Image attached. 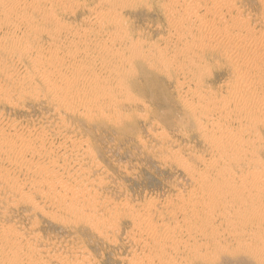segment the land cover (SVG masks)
<instances>
[{
  "label": "rangeland",
  "instance_id": "obj_1",
  "mask_svg": "<svg viewBox=\"0 0 264 264\" xmlns=\"http://www.w3.org/2000/svg\"><path fill=\"white\" fill-rule=\"evenodd\" d=\"M6 1L0 0V264H264V236L251 238L254 226L244 222L264 212L254 194L242 192L264 167V110L217 107L234 104L233 70L244 62L233 55L237 45L264 37V0H228V7L222 0ZM260 58V68L249 75L246 69L247 97L264 98ZM138 60L156 73L158 99L143 93ZM76 69L84 79H73ZM57 75L70 76L69 83ZM92 78L110 84L109 101L88 99L96 96ZM240 130L247 132L236 146L248 143L259 164L217 159L222 133Z\"/></svg>",
  "mask_w": 264,
  "mask_h": 264
},
{
  "label": "bare ground",
  "instance_id": "obj_2",
  "mask_svg": "<svg viewBox=\"0 0 264 264\" xmlns=\"http://www.w3.org/2000/svg\"><path fill=\"white\" fill-rule=\"evenodd\" d=\"M6 1V0H5ZM7 1H9V2H11V0H7ZM7 1H6V3H7ZM17 1V0H16ZM23 1V0H22ZM22 1H20V2H22ZM60 1V0H59ZM58 1V2H59ZM130 1V0H129ZM169 1H172V0H169ZM183 1V0H182ZM186 1V0H185ZM223 1V3L225 4V5H227L226 7H228V5H229V2H228V0H222ZM19 2V3H20ZM30 2V1H29ZM32 2H33V0H32ZM31 2V3H32ZM50 2V1H49ZM56 2V1H55ZM106 2V1H105ZM127 2V1H126ZM213 2H214V0H213ZM15 2H13L12 4H14ZM27 3V2H26ZM31 3H29V5L31 4ZM34 3V2H33ZM53 3V2H52ZM176 3H178L179 4V2H175V4ZM180 3H182L181 1H180ZM196 3V2H195ZM199 3V2H198ZM204 3H205V0H204ZM203 3V4H204ZM215 3V2H214ZM232 3V2H231ZM24 4V3H23ZM23 4H22V6H23ZM28 4V3H27ZM26 4V5H27ZM37 4H38V2H37ZM121 4H123V3H121ZM171 4V3H170ZM173 4V3H172ZM220 4V3H219ZM20 5V4H19ZM36 5V4H35ZM69 5V4H68ZM180 5V4H179ZM187 5V4H186ZM202 5V4H201ZM206 5H207V3H206ZM216 5V4H215ZM215 5H213V6H215ZM218 5V4H217ZM221 5V4H220ZM219 5V6H220ZM3 6V5H2ZM1 6V7H2ZM12 6V5H11ZM16 6V5H15ZM33 6V5H32ZM110 6V5H109ZM123 6V5H122ZM188 6V5H187ZM235 6V5H234ZM233 6V7H234ZM0 7V8H1ZM17 7H18V5H17ZM39 7V6H38ZM108 7V6H107ZM182 7V6H181ZM194 7V6H193ZM206 7V6H205ZM205 7L203 8V9H205ZM218 7V6H217ZM224 7V6H223ZM223 7H220V8H223ZM3 8V7H2ZM7 8V7H6ZM14 8V7H13ZM33 8V7H32ZM40 8V7H39ZM176 8V7H175ZM174 8V9H175ZM180 8V7H179ZM186 7H184V9H185ZM189 8V7H188ZM187 8V9H188ZM195 8H196V6H195ZM201 8H202V6H201ZM211 8V7H210ZM209 8V9H210ZM214 8H216V7H214ZM219 8V7H218ZM10 9V8H9ZM25 9V8H24ZM28 9H29V7H28ZM36 9V8H35ZM34 9V10H35ZM120 9V8H119ZM168 9V8H167ZM184 9H182L183 11H184ZM200 9V8H199ZM38 10H40V9H38ZM108 10V9H107ZM132 10V9H131ZM173 10V9H172ZM179 10V9H178ZM190 10V9H189ZM207 10V12H208V8L206 9ZM217 10L218 9H215V13H218V12H221V11H218L217 12ZM219 10H221V9H219ZM4 11V10H3ZM26 11V10H25ZM113 11V10H112ZM115 11V10H114ZM202 11V10H201ZM205 11V10H204ZM1 12V11H0ZM10 12V11H9ZM22 12V11H21ZM39 12V11H38ZM100 12H102V11H100L99 10V14H100ZM118 12V11H117ZM170 12V11H169ZM175 12V11H174ZM186 12V11H185ZM198 12V11H197ZM26 13V12H25ZM27 13H28V11H27ZM98 13V12H97ZM105 13V12H104ZM103 13V14H104ZM107 13V12H106ZM111 13V12H110ZM202 13V12H201ZM200 13V14H201ZM205 13V12H204ZM203 13V14H204ZM209 13V12H208ZM211 13V12H210ZM214 13V12H213ZM222 13V12H221ZM18 14V13H17ZM22 14V13H21ZM38 14H40V13H38ZM102 14V13H101ZM120 14V13H119ZM167 14V13H166ZM174 14V13H173ZM184 14V13H183ZM186 14H188V13H186ZM185 14V15H186ZM212 14V13H211ZM223 14V13H222ZM221 14V15H222ZM225 14V13H224ZM5 15V14H4ZM10 15V14H9ZM8 15V16H9ZM26 15V14H25ZM96 15V14H95ZM171 16H172V14H170ZM182 15V14H181ZM184 15V16H185ZM213 15V14H212ZM217 15V14H216ZM229 15V14H228ZM23 16H24V12H23ZM29 16V15H28ZM51 16V15H50ZM53 16V15H52ZM106 16V15H105ZM109 16V15H108ZM112 16V15H111ZM214 16V15H213ZM219 16V15H218ZM231 16V15H230ZM47 17H48V15H47ZM46 16H45V18H47ZM98 17V16H97ZM117 17H118V15H117ZM177 17H178V15H177ZM181 17V16H180ZM186 17H189L188 15L186 16ZM195 17V16H194ZM200 17H201V15H200ZM210 17V16H209ZM220 17V16H219ZM224 17H226V16H224ZM224 17H223V19H224ZM228 17V16H227ZM26 18V17H25ZM29 18V17H28ZM39 19L41 18V17H38ZM37 18V19H38ZM43 18H44V16H43ZM42 18V19H43ZM171 18V17H170ZM182 18V17H181ZM207 18V16L205 17V19ZM230 18V17H229ZM15 19V18H14ZM20 19H23V17L22 18H20ZM32 19V18H31ZM49 19H50V17H49ZM53 19V18H52ZM96 19V18H95ZM94 19V20H95ZM103 19H105L104 17H103ZM108 19V18H107ZM175 19V18H174ZM198 19V18H197ZM201 19V18H200ZM213 18H211V20H212ZM13 20V19H12ZM25 20V19H24ZM29 20V19H28ZM102 20V19H101ZM100 20V21H101ZM110 20V19H109ZM118 20V19H117ZM180 20V19H179ZM190 20V19H189ZM196 20V19H195ZM194 20V21H195ZM209 20V19H208ZM217 20H218V17H217ZM221 20H222V17H221ZM237 20V19H236ZM243 20V19H242ZM6 21V20H5ZM19 21V20H18ZM97 21H99V19L97 20ZM99 21V22H100ZM111 21V20H110ZM173 21V20H172ZM174 21H176V20H174ZM173 21V22H174ZM183 21V20H182ZM200 22H202V20H199ZM206 21V20H205ZM218 21H220V20H218ZM217 21V22H218ZM14 22V21H13ZM22 22V21H21ZM25 22V21H24ZM105 22V21H104ZM181 22V21H180ZM199 22V23H200ZM224 22V21H223ZM239 22V21H238ZM263 22V21H262ZM6 23V22H5ZM26 23H27V21H26ZM34 23V22H33ZM39 23V22H38ZM101 23H102V21H101ZM117 23H118V21H117ZM119 23H120V20H119ZM203 23V22H202ZM211 23V22H210ZM213 23V22H212ZM210 24V25H213V26H216V25H214V24ZM216 23V22H215ZM222 23V22H221ZM233 23H234V21H233ZM245 23V22H244ZM243 23V24H244ZM264 23V22H263ZM17 24V23H16ZM15 24V25H16ZM108 24V23H107ZM172 24H174V23H172ZM176 24H178V22L176 23ZM175 24V25H176ZM195 24V23H194ZM207 24V23H206ZM206 24H204V25H206ZM220 24V23H219ZM218 24V25H219ZM238 24V23H237ZM241 24V23H240ZM35 25V24H34ZM104 25V24H103ZM112 25H113V23H112ZM174 25V26H175ZM190 25V24H189ZM192 25V24H191ZM222 25V24H221ZM230 25V24H229ZM229 25H228V27H229ZM18 26V25H17ZM31 26V25H30ZM122 26V25H121ZM179 26V25H178ZM198 25H196V27H197ZM201 26H203L202 24H201ZM225 26H226V24H225ZM235 26V25H234ZM240 26V25H239ZM245 26H246V24H245ZM2 27V26H1ZM35 27V26H34ZM190 27V26H189ZM199 27V26H198ZM207 27V26H206ZM208 27H209V25H208ZM236 27V26H235ZM234 27V28H235ZM15 28V27H14ZM13 28V29H14ZM41 28V27H40ZM57 28V27H56ZM112 28H113V26H112ZM174 28H176V27H174ZM191 28V27H190ZM193 28H195V27H193ZM200 28V27H199ZM213 28V27H212ZM220 28H222V26L220 27ZM231 28H232V26H231ZM246 28H247V26H246ZM197 29V28H196ZM204 29H205V27H204ZM203 29V30H204ZM223 29V28H222ZM225 29V28H224ZM223 29V30H224ZM248 29V28H247ZM2 30V29H1ZM43 30V29H42ZM180 30H181V28H180ZM200 30V29H199ZM206 31H207V28L205 29ZM209 30V29H208ZM211 30H213V31H215L214 30V28L213 29H211ZM217 30H218V28H217ZM221 30V29H220ZM232 30V29H231ZM244 30V29H243ZM251 30V29H250ZM249 30V31H250ZM12 31V30H11ZM35 31V30H34ZM33 31V32H34ZM48 31H49V29H48ZM70 31V30H69ZM173 31V30H172ZM186 31H187V29H186ZM227 31V30H226ZM242 31V30H241ZM55 32H56V30H55ZM62 32V31H61ZM86 32V31H85ZM181 32V31H180ZM199 32V31H198ZM209 32V31H208ZM207 32V35H210L209 33ZM215 32H218V31H215ZM248 32V31H247ZM15 33V32H14ZM25 33V32H24ZM38 33V32H37ZM41 33V32H40ZM73 33V32H72ZM118 33V32H117ZM116 33V34H117ZM205 33V32H204ZM219 33V32H218ZM226 33V32H225ZM230 33V32H229ZM232 33H233V31H232ZM249 33H252V32H249ZM258 33H260V32H258ZM263 34H264V32H262ZM2 34V33H1ZM113 34V33H112ZM121 34V33H120ZM124 34V33H123ZM177 34H179V32L177 33ZM181 34V33H180ZM241 34V33H240ZM245 34V33H244ZM247 34V33H246ZM256 34V33H255ZM58 35V34H57ZM217 35V34H216ZM215 35V36H216ZM219 35V34H218ZM217 35V36H218ZM221 35V34H220ZM226 35H227V33H226ZM232 35V34H231ZM242 35V34H241ZM240 35V36H241ZM259 34H257V35H252L253 36V43H251L252 41H249V44L251 43V45H253L254 47L252 48L251 47V45L249 46L247 43H239V42H242V41H238V43H236V44H238L237 45V48H235L236 49V54H233V55H235L236 56V58L239 60V59H241V61L243 60L244 62H240L241 63V65L240 66H238V64H240V63H238V64H235V67H234V70L233 71H235L233 74H235V80H236V82L234 83V85H233V88H232V98L230 97V101L232 102V103H234V104H229L228 103V100H227V102H222V104H219L217 107H218V109L219 110H224V112H225V109H229V107H231L232 109H230V110H232L234 113H242L243 111H245L246 109H248L249 107L250 108H253V109H255V110H257V111H259V113L262 111L263 112V110H264V108L262 109V107H264V98H262L263 97V95H262V97H260V96H258V95H255L254 93H252V94H254L255 96H249V97H247V90H248V88L251 86V82H249V81H251L250 79H249V81L246 79V74L248 73V69L249 68H253V67H259L260 66V64H259V62L260 61H262L261 59L262 58H260V57H264V37H263V35H260V36H258ZM181 36V35H180ZM204 36V35H203ZM216 36V38H218ZM228 36H229V34H228ZM249 36V35H248ZM4 37V36H3ZM176 37V36H175ZM187 37V36H186ZM213 37H214V33H213ZM222 37V36H221ZM220 37V38H221ZM232 37H233V35H232ZM231 37V38H232ZM234 37H236V36H234ZM243 36H241V38H242ZM245 37H246V35H245ZM263 37V38H262ZM67 38H68V36H67ZM207 38H208V36H207ZM216 38H213V40H216ZM238 38H240L239 36H238ZM244 38V37H243ZM247 38V37H246ZM21 39V38H20ZM71 39V38H70ZM139 39V38H138ZM193 39V38H192ZM228 39V38H227ZM226 39V40H227ZM245 39V38H244ZM248 39V38H247ZM68 40V39H67ZM194 40V39H193ZM205 40V39H204ZM204 40H203V43L202 44H204ZM225 40V41H226ZM234 39H232V41H233ZM16 41V40H15ZM120 41V40H119ZM187 41V40H186ZM222 41V40H221ZM231 41V42H232ZM73 42V41H72ZM83 42V41H82ZM99 42V41H98ZM208 42V41H207ZM207 42H206V44H207ZM214 42V41H213ZM219 43H221L220 41H218ZM234 42V41H233ZM232 42V43H233ZM243 42H244V40H243ZM209 43H211V42H209ZM215 43V42H214ZM223 43H226V45H227V41L226 42H223ZM235 43V42H234ZM5 44V43H4ZM25 44V43H24ZM132 44V43H131ZM179 44H180V42H179ZM190 44V43H189ZM100 45V44H99ZM116 45H118V44H116ZM182 45V44H181ZM192 45V44H191ZM195 45V44H194ZM210 44H208V46H209ZM64 46V45H63ZM76 46V45H75ZM79 46V45H78ZM96 46V45H95ZM137 46V45H136ZM171 46V45H170ZM187 46V45H186ZM198 46V45H197ZM197 46H196V48H197ZM219 46H221V45H219ZM9 47H10V45H9ZM17 47V46H16ZM77 47V46H76ZM103 47V46H102ZM117 47V46H116ZM115 47V48H116ZM192 47H194V46H192ZM215 47H217V45L215 46ZM228 47V46H227ZM28 48V47H27ZM30 48V47H29ZM33 48V47H32ZM51 48V47H50ZM83 48V47H82ZM81 48V49H82ZM187 49L189 48V47H186ZM195 48V49H196ZM226 48V47H225ZM255 48V49H254ZM76 49V48H75ZM109 49V48H108ZM138 49V48H137ZM191 49V48H190ZM32 50V49H31ZM47 50V49H46ZM50 50V49H49ZM62 50H64V49H62ZM140 50V49H139ZM197 50V49H196ZM204 50V49H203ZM216 50H218L217 48H216ZM233 50H234V48H233ZM35 51V50H34ZM68 51H70L69 49H68ZM113 51V50H112ZM191 50H188L187 52H190ZM193 51H194V49H193ZM198 51V50H197ZM29 52H30V50H29ZM60 52V51H59ZM72 52H74V50L72 51ZM106 52H107V50H106ZM216 52V51H215ZM228 52H230V51H228ZM7 53V52H6ZM36 53V52H35ZM42 53V52H41ZM54 53H55V51H54ZM53 53V54H54ZM80 53V52H79ZM196 53H198V52H196ZM232 53H233V51H232ZM1 54V53H0ZM11 54V53H10ZM71 54V53H70ZM225 54L227 55L228 53H226L225 52ZM18 55V54H17ZM17 55L15 56V57H17ZM22 55V54H21ZM74 55H75V53H74ZM118 55V54H117ZM231 55V54H230ZM9 56V55H8ZM50 56V55H49ZM61 56V55H60ZM70 56H72V55H70ZM78 56V55H77ZM83 56V55H82ZM175 56V55H174ZM31 57V56H30ZM41 57V56H40ZM39 57V58H40ZM79 57V56H78ZM83 57H85V56H83ZM42 58V57H41ZM40 58V59H41ZM55 58V57H54ZM58 58V57H57ZM71 58V57H70ZM74 58H76V57H74ZM87 58V57H86ZM89 58H90V56H89ZM177 58V57H176ZM180 58V57H179ZM229 58V57H228ZM235 58V57H234ZM50 59V58H49ZM53 59V58H52ZM264 59V58H263ZM48 60V59H47ZM54 60V59H53ZM58 60V59H57ZM67 60V59H66ZM90 60V59H89ZM93 60V59H92ZM95 60V59H94ZM102 60V59H101ZM159 60V59H158ZM167 60H168V58H167ZM172 60V59H171ZM233 60V59H232ZM44 61V60H43ZM78 61V60H77ZM80 61H81V59H80ZM237 61V60H236ZM53 62V61H52ZM57 62V61H56ZM75 62V61H74ZM93 62V61H92ZM180 62V61H179ZM238 62V61H237ZM40 63V62H39ZM62 64V63H61ZM64 64V63H63ZM67 64V63H66ZM70 64H71V62H70ZM76 64V63H75ZM79 64V63H78ZM91 64V63H90ZM106 64V63H105ZM137 64H138V68L140 69V73H141V77H142V79L144 80V82H145V87L144 88H141V89H144L143 90V93H145V94H151V93H154V95H155V97H157V99H158V95L160 94L159 92H160V90L163 92V89L161 88V84H160V82H159V79H158V77L156 76V73H153L152 71H149L148 70V67L145 65V64H143V63H141L139 60L137 61ZM229 64V63H228ZM259 64V65H258ZM60 65V64H59ZM88 65V64H87ZM51 66V65H50ZM57 66V65H56ZM63 66V65H62ZM71 66V65H70ZM76 66V65H75ZM84 66V65H83ZM161 66V65H160ZM191 66V65H190ZM60 67V66H59ZM64 67V66H63ZM86 67H88V66H86ZM91 67V66H90ZM31 68V67H30ZM29 68V69H30ZM83 68H85V67H83ZM260 68V67H259ZM64 69V68H63ZM75 69V68H74ZM184 69V68H183ZM246 69H247V73H246ZM254 69V68H253ZM43 70V69H42ZM85 70V69H84ZM251 70V69H250ZM262 70V69H261ZM41 71V70H40ZM62 71V70H61ZM91 71V70H90ZM264 71V70H263ZM30 72V71H29ZM54 72V71H53ZM62 72H64V71H62ZM92 72V71H91ZM82 73H83V70L82 69H76L74 72H73V79L74 80H76L77 81V78L78 79H80V80H82V79H84V77L82 76ZM88 73V72H87ZM251 73V72H250ZM250 73H248V75L250 74ZM44 74H46V73H44ZM85 74V73H84ZM256 74V73H255ZM261 74V73H260ZM29 75V74H28ZM49 75H54V74H49ZM62 75H64V74H62ZM66 75V74H65ZM86 75V74H85ZM122 75V74H121ZM247 75V77H249ZM45 76V75H44ZM58 77H56V81H58V80H60V79H62L63 78V76H61V75H57ZM95 76V75H94ZM253 76H255V75H253ZM257 76V75H256ZM53 77V76H52ZM70 77V76H69ZM68 77V78H69ZM88 77H89V75H88ZM233 77V76H232ZM41 78H42V76H41ZM67 78V76H64V78H63V80H61L62 82H66V83H69V79ZM95 78V77H94ZM97 78V77H96ZM51 79V78H50ZM49 79V80H50ZM255 79V78H254ZM260 79V78H259ZM258 80V79H257ZM257 80H255V81H257ZM261 80H262V78H261ZM79 81V80H78ZM100 81V80H99ZM252 81H254V80H252ZM260 81V80H259ZM34 82V81H33ZM90 84H91V89L94 91V92H96V96L95 95H89L88 96V99L89 100H93L94 102L95 101H98L99 99H101V98H106V99H108V101H109V97L107 96V93H108V89H109V86L108 85H110V84H108V85H101V84H97L96 82L97 81H95V79H91L90 80ZM103 82V81H102ZM230 82V81H229ZM264 82V81H263ZM25 83V82H24ZM55 83V82H54ZM85 83V82H84ZM232 83V84H233ZM254 82H252V84H253ZM256 83V82H255ZM57 84V83H56ZM65 84V83H64ZM53 85V84H52ZM55 85V84H54ZM61 85V84H60ZM67 85V84H66ZM73 85V84H72ZM75 85H76V82H75ZM255 85V84H254ZM253 85V86H254ZM3 86V85H2ZM23 86V85H22ZM77 86V85H76ZM89 86V85H88ZM232 86V85H231ZM256 86L257 87H259V86H261V83L260 82H257L256 83ZM14 87V86H13ZM55 87V86H54ZM53 87V88H54ZM60 87H63V86H60ZM59 87V88H60ZM65 87V86H64ZM68 87V86H67ZM79 87V86H78ZM81 87V86H80ZM73 88H75V87H73ZM254 88V87H253ZM263 88H264V86H263ZM14 89V88H13ZM16 89V88H15ZM114 89V88H113ZM250 89V88H249ZM18 90V89H17ZM55 90V89H54ZM57 90V89H56ZM78 90V89H77ZM76 90V92H78ZM256 90V89H255ZM52 91V90H51ZM79 91H80V89H79ZM91 91V90H90ZM253 91V90H252ZM251 91V92H252ZM257 91V90H256ZM66 92V91H65ZM64 91H63V93L64 94H66ZM116 92V91H115ZM230 92H231V90H230ZM249 92V91H248ZM261 92V91H260ZM53 93H54V91H53ZM58 93V92H57ZM196 93V92H195ZM245 93H246V96H245ZM263 93V92H262ZM60 94V93H59ZM74 94V93H73ZM81 94V93H80ZM80 94H79V96H80ZM83 94H85V96H87V94L85 93V92H83ZM251 94V93H250ZM264 94V93H263ZM53 95V94H52ZM109 95V94H108ZM67 96V95H66ZM69 96H71V94L69 95ZM77 96V95H76ZM199 97H200V95H198ZM240 96H244V97H240ZM54 97V96H53ZM72 98H73V95L71 96ZM196 97H197V94H196ZM80 98V97H79ZM86 98V97H85ZM203 98V97H202ZM78 99V98H77ZM105 99V100H106ZM115 99V98H114ZM206 99V98H205ZM238 99V102L239 101H241L240 103H238V102H236L235 100H237ZM65 100V99H64ZM75 100V99H74ZM88 100V101H89ZM67 101V100H66ZM71 101V100H70ZM81 101V100H80ZM84 101H86V100H84ZM92 101V102H93ZM100 101V100H99ZM226 101V100H225ZM75 102V101H74ZM208 102V101H207ZM68 103H69V101H68ZM80 103V102H79ZM212 103H213V101H212ZM212 103H211V105H212ZM215 103V102H214ZM63 104V103H62ZM71 104V103H70ZM74 104V103H73ZM68 105V104H67ZM95 105V104H94ZM201 104H199V106H200ZM216 105V104H215ZM99 106V105H98ZM87 107V106H86ZM95 107H96V105H95ZM204 107V106H203ZM91 108H93V107H91ZM211 108V107H210ZM214 109V108H213ZM251 110V109H250ZM249 110V111H250ZM254 110V111H255ZM96 111V110H95ZM256 111V112H257ZM213 112V111H212ZM248 112V111H247ZM252 112H253V110H252ZM255 112V113H256ZM251 113V112H250ZM254 113V112H253ZM264 113V112H263ZM244 114V113H243ZM220 115V114H219ZM234 115V114H233ZM252 115V114H251ZM256 115V114H255ZM255 115H254V117H255ZM248 117H250V116H248ZM262 117V116H261ZM225 118V117H224ZM250 118H253V117H250ZM258 118H260V116H258ZM238 120V119H237ZM245 120V119H244ZM255 120V119H254ZM240 121V120H239ZM259 120H257L256 122H258ZM117 122V121H116ZM249 123V122H248ZM254 122H252V124H253ZM210 124V123H209ZM225 124V123H224ZM215 126H217L216 124H215ZM219 126V125H218ZM222 127V126H221ZM247 127V126H246ZM249 127V126H248ZM227 128V127H226ZM245 128V127H244ZM220 129H222V128H220ZM241 129V128H240ZM243 129V128H242ZM248 129V128H247ZM219 130V129H218ZM223 130V129H222ZM222 130H221V132H222ZM226 130V129H225ZM224 130V131H225ZM229 130V129H228ZM232 130V129H231ZM238 130V129H237ZM246 132H247V130H240V131H236V132H223L222 134V139L221 140H218L216 143H215V145H214V147H215V149H216V151H217V153H218V155H219V157L217 158L218 160H219V162H221L222 163V161H226V160H229V161H236V160H245V161H247V162H249V163H251V164H253V165H256L257 164V158L255 157V156H253L254 155V153L252 152V150H253V148H250L249 147V144L247 143L246 145L245 144H243V143H241L239 146H236V142H241V141H244V140H242V138H243V133H245L246 134ZM9 136V135H8ZM205 136V135H204ZM5 138V137H4ZM9 138V137H8ZM12 138V137H11ZM41 138V137H40ZM210 138H211V136H210ZM15 140V139H14ZM37 141V140H36ZM207 142V141H206ZM5 143V142H4ZM2 144V143H1ZM25 144V143H24ZM23 144V145H24ZM22 145V146H23ZM6 146V145H5ZM4 147V146H3ZM253 147V146H252ZM5 148V147H4ZM3 148V149H4ZM19 148V147H18ZM209 149V148H208ZM211 150V149H210ZM4 152V151H3ZM23 152V151H22ZM29 152V151H28ZM2 154V153H1ZM16 154V153H15ZM20 154V153H19ZM211 154H213V153H211ZM253 154V155H252ZM3 155V154H2ZM2 155H0V156H2ZM215 156V155H214ZM213 156V157H214ZM216 156H217V154H216ZM1 158V157H0ZM213 159V158H212ZM49 160H50V158H49ZM242 161V162H243ZM211 162V161H210ZM216 162V161H215ZM264 162V161H263ZM217 163V162H216ZM232 163V162H231ZM237 163V162H236ZM239 164V163H238ZM243 164H244V162H243ZM258 164H259V162H258ZM15 165H16V163H15ZM214 165H215V163H214ZM17 166H18V164H17ZM220 166V165H219ZM261 166V165H260ZM5 167V166H4ZM230 167V166H229ZM239 167H240V165H239ZM50 169V168H49ZM211 169V168H210ZM228 169V168H227ZM235 169V168H234ZM234 169H231V170H234ZM252 169H253V167H252ZM236 170V169H235ZM3 171V170H2ZM48 171V170H47ZM53 171V170H52ZM239 171V170H238ZM252 171V170H251ZM222 172H224V171H222ZM230 172V171H229ZM237 172V171H236ZM235 172V173H236ZM47 173V172H46ZM45 174V173H44ZM43 174V175H44ZM197 174V173H196ZM242 174V173H241ZM2 175V174H1ZM43 175H41V176H43ZM214 176V175H213ZM40 177V176H39ZM50 177V176H49ZM221 177L223 178V176L221 175ZM225 177V176H224ZM248 177V176H247ZM46 178V177H45ZM234 178V177H233ZM6 179V178H5ZM192 179V178H191ZM41 180H42V177H41ZM48 180V179H47ZM210 180V179H209ZM49 181V180H48ZM218 181H219V179H218ZM52 183V182H51ZM40 184V183H39ZM44 184V183H43ZM51 185V184H50ZM57 185V184H56ZM208 185V184H207ZM232 185V184H231ZM47 186H48V184H47ZM59 186V185H58ZM14 187V186H13ZM55 187V186H54ZM57 187V186H56ZM50 188V187H49ZM53 189V188H52ZM234 189H236L235 187H230V188H228L227 189V191H234ZM243 189L244 190H242V192L243 193H245L246 194V197L247 196H250V195H252V194H254V197H256V199L258 200V202L260 203V206L262 207V210H263V212H264V167H259L257 170H255V171H253V173H251L250 174V176H249V180H248V182H247V186H244L243 187ZM50 190V189H49ZM48 190V191H49ZM55 190V189H54ZM203 190V189H202ZM52 191V190H51ZM50 192V191H49ZM53 192V191H52ZM235 193V192H234ZM56 194H57V192H56ZM69 194V193H68ZM73 194V193H72ZM82 194V193H81ZM209 195L210 196H213V195H215L214 194V192H213V189H212V191H210V193H209ZM23 196V195H22ZM69 196V195H68ZM223 198V197H222ZM254 201V200H253ZM206 203V202H205ZM258 203V204H259ZM188 204H190V203H188ZM248 204V203H247ZM194 205V204H193ZM236 206V205H235ZM234 206V207H235ZM182 207H184V206H182ZM193 207V206H192ZM192 207H191V209H192ZM233 207V206H232ZM231 207V208H232ZM199 208V207H198ZM202 208H203V206H202ZM194 209V208H193ZM197 210V209H196ZM62 211V210H61ZM82 212V211H81ZM185 213H186V210H185ZM209 214V213H208ZM144 216V215H143ZM194 216V215H193ZM144 219H145V217H143ZM196 219V218H195ZM137 220V219H136ZM142 220V219H141ZM249 221H251V223L253 224V229H252V237L251 238H254V237H256V238H258V239H261V236H264V214H262L261 213V215L260 214H256L255 216H252V219L251 220H249V219H245L244 220V222L245 223H247V222H249ZM142 222V221H141ZM147 222V224L149 223V220L148 221H146ZM145 223V222H144ZM139 224H141V223H139ZM146 224V223H145ZM149 224H151V222L149 223ZM144 225V224H143ZM209 225V224H208ZM247 227H249V226H247ZM138 228V227H137ZM136 228V229H137ZM143 228V227H142ZM146 228H148V227H146ZM165 228V227H164ZM154 229V228H153ZM170 229V228H169ZM248 229V228H247ZM155 230V229H154ZM139 231V230H138ZM173 231V230H172ZM176 231V230H175ZM185 231V230H184ZM191 231V230H190ZM153 232V231H152ZM155 232V231H154ZM169 232V231H168ZM147 233V232H146ZM150 233V232H149ZM150 234H152V233H150ZM150 234H148V235H150ZM169 234V233H168ZM215 234V233H214ZM146 235V234H145ZM153 235V234H152ZM156 235V234H155ZM157 236V235H156ZM174 236V235H173ZM181 236V235H180ZM207 236V235H206ZM231 236V235H230ZM242 236H243V234H242ZM7 237V236H6ZM138 237V236H137ZM140 237H141V235H140ZM155 237V236H154ZM154 237H149V238H154ZM159 237V236H158ZM166 237V236H165ZM165 237H164V239H165ZM200 237V236H199ZM142 238V237H141ZM140 238V239H141ZM143 238H145V237H143ZM169 238V237H168ZM195 238V237H194ZM264 238V237H263ZM3 239V238H2ZM146 239H148V238H146ZM159 239H160V237H159ZM158 239V240H159ZM166 239H167V237H166ZM165 239V240H166ZM180 239V238H179ZM7 240V239H6ZM142 240H144V239H142ZM155 240H156V238H155ZM239 240V239H238ZM18 241V240H17ZM157 241V240H156ZM167 241V240H166ZM165 241V242H166ZM171 241V240H170ZM177 241V240H176ZM164 242V243H165ZM233 242V241H232ZM8 243V242H7ZM16 243V242H15ZM144 243H146V242H144ZM170 243H172V242H170ZM179 243V242H178ZM189 243V242H188ZM1 244H2V242H1ZM23 244V243H22ZM150 244V243H149ZM158 244V243H157ZM159 244H161L160 243V241H159ZM158 244V245H159ZM163 244V243H162ZM237 244V243H236ZM3 245V244H2ZM155 245V244H154ZM165 245H166V243H165ZM141 246V245H140ZM195 246V245H194ZM10 247V246H9ZM22 247V246H21ZM180 247V246H179ZM16 248V247H15ZM145 248V247H144ZM148 248H150V247H148ZM167 248V247H166ZM172 248V247H171ZM262 248V247H261ZM165 249V248H164ZM196 249V248H195ZM244 249H245V247H244ZM264 249V248H263ZM8 250V249H7ZM156 250V249H155ZM240 250V249H239ZM22 251V250H21ZM169 251V250H168ZM168 251H166V252H168ZM223 251V250H222ZM151 252V251H150ZM165 252V253H166ZM172 252H174V251H172ZM216 252V251H215ZM147 253V252H146ZM12 254V253H11ZM151 254V253H150ZM260 254V253H259ZM261 254H264V253H261ZM245 255V254H244ZM21 259V258H20ZM135 259V258H134ZM17 259H15V258H13L12 260H11V262L13 261V262H15ZM139 260V259H138ZM152 260V259H151ZM201 260V259H200ZM138 262V261H137ZM159 262V261H158ZM193 262V261H192ZM10 263V262H9ZM184 263V262H183ZM212 263V262H211ZM35 264V263H34Z\"/></svg>",
  "mask_w": 264,
  "mask_h": 264
}]
</instances>
